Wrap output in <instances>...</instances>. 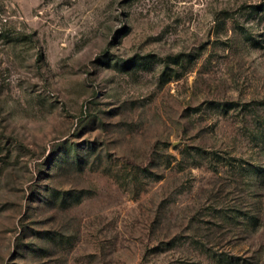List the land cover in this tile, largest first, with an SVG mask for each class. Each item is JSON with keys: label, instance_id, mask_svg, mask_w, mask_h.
I'll return each instance as SVG.
<instances>
[{"label": "rangeland", "instance_id": "1", "mask_svg": "<svg viewBox=\"0 0 264 264\" xmlns=\"http://www.w3.org/2000/svg\"><path fill=\"white\" fill-rule=\"evenodd\" d=\"M0 264H264V0H0Z\"/></svg>", "mask_w": 264, "mask_h": 264}]
</instances>
